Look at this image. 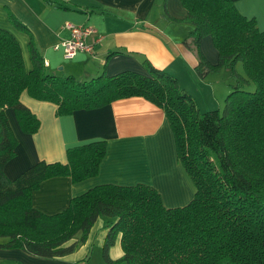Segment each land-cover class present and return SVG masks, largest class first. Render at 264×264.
I'll list each match as a JSON object with an SVG mask.
<instances>
[{"label": "trees", "instance_id": "16d2710c", "mask_svg": "<svg viewBox=\"0 0 264 264\" xmlns=\"http://www.w3.org/2000/svg\"><path fill=\"white\" fill-rule=\"evenodd\" d=\"M45 1L70 8L66 0ZM180 1L187 11L182 20L192 24L183 41L197 54L198 75L221 67L232 75L221 107L201 110L175 75L149 59L143 61L147 72L126 69L88 79L57 74L27 25L8 10L9 20L30 36L32 65L25 66L17 37L0 27V237L5 238L0 247L63 256L84 243L102 217L105 264H264V31L233 0ZM206 34L218 50L215 63L199 48ZM239 62L244 73L237 69ZM23 90L56 103L57 114L134 95L149 99L169 119L179 162L194 185L193 198L167 206L153 185L106 182L73 196L60 211L34 207L32 192L42 180L68 175L75 182L96 175L107 140L70 146L66 161L39 160L8 177L5 164L16 153L18 138L6 109H14L25 132L40 125L21 100ZM119 234L123 254L114 259L109 251Z\"/></svg>", "mask_w": 264, "mask_h": 264}, {"label": "crops", "instance_id": "0c3cea01", "mask_svg": "<svg viewBox=\"0 0 264 264\" xmlns=\"http://www.w3.org/2000/svg\"><path fill=\"white\" fill-rule=\"evenodd\" d=\"M66 1L70 8L45 0H0V27L11 31L19 40L27 68L32 65L28 49L30 36L9 20L8 10L27 25L51 68L66 60L62 68L79 76V79L126 69L147 72L143 61L149 59L155 66L175 75L192 94L194 92L188 84L182 82L186 79V69L194 80L199 83V80L205 81L206 77L198 79L200 77L195 70L197 56L185 48L181 40V36L191 30L192 24L188 23L191 27H178V21L187 13L180 0ZM233 2L241 13L255 17L258 27L264 31V0ZM67 22L88 24L94 28L89 37L94 42L91 52L65 57L62 49L55 48L57 43L70 37L71 30L65 25ZM170 26L176 30H168ZM200 47L206 59L212 63L218 61V50L210 35L201 39ZM110 51L114 53L107 56ZM224 88L219 87V93L216 91L213 95L211 88L203 90L205 95L200 103L207 106L202 109L219 106L222 93L225 98L229 85ZM21 100L39 117L40 125L33 133L25 132L14 109H6L18 138L16 153L5 164V173L10 178L18 176L39 160L66 161V149L70 146L95 139L107 140L106 154L96 175L75 182L68 175H55L42 180L32 192L34 207L46 213L60 211L73 196L106 182L153 185L167 206L184 205L193 198L194 185L179 162L169 119L163 108L149 99L138 95L122 97L99 107L80 108L69 114H57L56 103L34 98L27 90L22 91ZM213 100L218 101V105L210 106ZM106 232L103 218L99 217L87 240L71 253L46 258L30 254L22 248L0 247V259L11 257L15 264H23L20 259L26 262L31 259L32 264H89L90 251L97 241L101 249L100 264H105L102 245ZM109 253L114 259L123 254L121 234Z\"/></svg>", "mask_w": 264, "mask_h": 264}, {"label": "rangeland", "instance_id": "374dc122", "mask_svg": "<svg viewBox=\"0 0 264 264\" xmlns=\"http://www.w3.org/2000/svg\"><path fill=\"white\" fill-rule=\"evenodd\" d=\"M164 4H165V2L163 3V5ZM189 24H188V22L186 23V21H184V20H179L177 25L181 29L182 27H184V25H188L189 27H191L190 26L191 24L190 25ZM168 30L172 31V30H176V29H173L172 26H170V27H168ZM190 31H191L190 29L187 30L186 33H185V35L183 37L181 36V40H182L183 45L185 46V48H187L188 50H190L191 52H193L197 56L196 52L193 49L188 48L185 45L184 41H183V39L189 35ZM206 35H210V34H206ZM206 35H204V36H206ZM204 36H202L201 39ZM201 39H200V41H201ZM200 41H199V48H200V51L202 52L201 47H200ZM213 45H214V43H213ZM65 61L66 60H62L60 62V64L55 65L51 69H54L55 72L57 74H60V75H66V74H68L67 69L66 68H62V66L65 63ZM237 69L240 72L244 73V69H243V66H242V63L241 62H239L237 64ZM185 73H186V79H182V82H186L188 84V87L194 92L193 95H194L197 103H199L198 105H199V108L201 110H204L202 108L207 106L206 104L204 105V104L200 103V100H202L201 98L203 97V95H205V92L203 90H207L208 88H211V94L213 95L214 92H216L219 89V87H221V86H223V88L226 87L227 84L229 85V82L232 80V75L230 73V70L227 69V68H224V67H221V68H219L217 70L210 71L205 76L206 78L199 76L198 73L196 72L197 75L200 77L198 79H204L205 78L204 79L205 81L199 80L200 83L197 80H194L192 78L191 72L189 71V69H186ZM77 78L79 79L80 77L78 76ZM223 92H224V90H223ZM217 93H219V92L217 91ZM224 99L225 98H224L223 93H222V97L220 98V101H219V106L220 107L223 105ZM214 102H216V103H214ZM209 103H207V104H209ZM212 105L213 106L214 105H218V101H214L213 100L210 106H212ZM4 240H5V238L0 237V241H4ZM15 248H18V247H15ZM90 252H91V261L89 262V264H100L102 262L101 249H100V246L98 245V242L97 241H95V243L92 246V249H91ZM12 259L13 258H11V257H7V260L0 259V262H1V264H15L13 262H16V261H13ZM20 260L23 262V264H32V260L31 259L28 260L27 262L24 261L23 259H20Z\"/></svg>", "mask_w": 264, "mask_h": 264}, {"label": "built area", "instance_id": "2783aa9c", "mask_svg": "<svg viewBox=\"0 0 264 264\" xmlns=\"http://www.w3.org/2000/svg\"><path fill=\"white\" fill-rule=\"evenodd\" d=\"M65 25L70 28L69 38L63 39L55 45V48L63 50L65 57H72L80 52H91L94 42L89 40L94 28L88 24H75L67 22Z\"/></svg>", "mask_w": 264, "mask_h": 264}]
</instances>
